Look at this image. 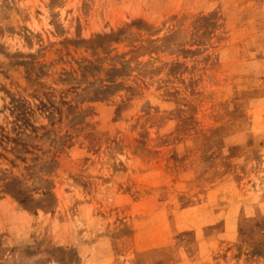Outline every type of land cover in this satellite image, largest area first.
Returning a JSON list of instances; mask_svg holds the SVG:
<instances>
[{
	"label": "rangeland",
	"instance_id": "374dc122",
	"mask_svg": "<svg viewBox=\"0 0 264 264\" xmlns=\"http://www.w3.org/2000/svg\"><path fill=\"white\" fill-rule=\"evenodd\" d=\"M0 264H264V0H0Z\"/></svg>",
	"mask_w": 264,
	"mask_h": 264
}]
</instances>
